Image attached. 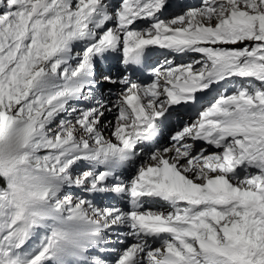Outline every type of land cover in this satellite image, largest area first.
<instances>
[{
	"label": "snow or ice",
	"instance_id": "6c2138e0",
	"mask_svg": "<svg viewBox=\"0 0 264 264\" xmlns=\"http://www.w3.org/2000/svg\"><path fill=\"white\" fill-rule=\"evenodd\" d=\"M170 7L0 0V264H264V0H201L166 18ZM153 48L203 59L156 67L147 84L105 77L121 90L111 105L97 96L98 61L139 68ZM181 104L198 119L145 161L138 146ZM106 195L129 210L98 206ZM112 232L133 242L114 248Z\"/></svg>",
	"mask_w": 264,
	"mask_h": 264
},
{
	"label": "rangeland",
	"instance_id": "374dc122",
	"mask_svg": "<svg viewBox=\"0 0 264 264\" xmlns=\"http://www.w3.org/2000/svg\"><path fill=\"white\" fill-rule=\"evenodd\" d=\"M227 46V45H226ZM243 45H235V46H227V47H242ZM180 66V65H179ZM199 67V66H198ZM105 77H106V75H101V79H99V86L100 85H102V87H100L99 88V91H98V93H97V96L99 97V98H102L103 100H104V98L106 97V99L108 98V92L110 91V89H112L111 91H113L114 89L113 88H111V87H118V86H111V83H104V81H106V79H105ZM101 80V81H100ZM110 88V89H109ZM120 90H121V87H118V90H117V92L119 93L120 92ZM117 93V94H118ZM105 94H106V96H105ZM105 96V97H104ZM116 97H117V95L115 96V98L114 99H116ZM94 103V101H85L84 102V106L85 105H89V104H93ZM109 104V103H108ZM112 104V103H111ZM109 113V112H108ZM110 115V117H111V119L109 120V121H111V122H113L114 123V121H115V113L114 112H112V113H110L109 114ZM108 117V115H106V112H105V115H104V118H103V123L105 124V126H106V129H105V132H106V135L108 136L109 135V138L111 139L112 138V140H113V142H115V140H114V138L111 136V131L110 130H108V122H106V121H104L106 118ZM164 148H168V147H164ZM163 149V148H162ZM131 177V173L128 171V172H126L125 173V179H127V178H130ZM80 195L81 196H85V195H87V194H85V193H80ZM91 198V197H90ZM113 198H119V197H116V196H112V195H106V196H98V197H96L95 198V203L98 205V206H116L117 207V205L113 202ZM119 200L120 201H118L117 202V204H120L121 202H122V199H120L119 198ZM124 201V200H123ZM112 204H115V205H112ZM129 205H128V203L126 202V201H124V204H123V206H121L120 208H122L123 210H125V211H127V210H129ZM147 209H149V208H146V207H144V210H147ZM165 211H167V208H166V206H165ZM120 231H126V229L125 230H120ZM121 239H123V237H120ZM107 239H108V243L112 246V247H114V248H116L115 247V243L117 242V240H118V237H117V234H116V232H112L108 237H107ZM133 241L131 240V239H127L126 240V242L125 243H128V244H130V243H132ZM120 244V243H119ZM126 247V246H125ZM124 248V247H123ZM90 252L92 253V255H95L96 254V250H90ZM112 254H114V253H111V254H107V253H105V254H103V255H105V256H107L108 257V259L110 260V256L112 255Z\"/></svg>",
	"mask_w": 264,
	"mask_h": 264
},
{
	"label": "bare ground",
	"instance_id": "6f19581e",
	"mask_svg": "<svg viewBox=\"0 0 264 264\" xmlns=\"http://www.w3.org/2000/svg\"><path fill=\"white\" fill-rule=\"evenodd\" d=\"M125 75H126V73H125ZM104 83H109L107 80L106 81H104ZM100 87H102V85L101 86H99V88ZM111 88H113L114 90L113 91H111V93H109V94H107L108 95V98L106 99V94H105V98H104V101L106 102V103H109V105H111V103L113 102V101H115V96L117 95V90H118V87H111ZM110 89V88H109ZM110 113H108V112H106V115H108V117L104 120V121H106V122H108L110 119H111V117H110V115H109ZM108 138H109V135L107 136ZM110 139V138H109ZM112 139V138H111ZM164 148V147H163ZM148 159V158H147ZM118 249V248H117Z\"/></svg>",
	"mask_w": 264,
	"mask_h": 264
}]
</instances>
